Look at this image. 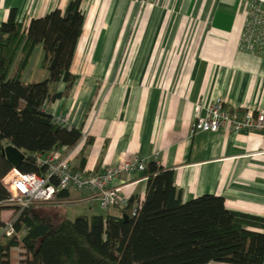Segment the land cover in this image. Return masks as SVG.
Instances as JSON below:
<instances>
[{
    "label": "crops",
    "instance_id": "0c3cea01",
    "mask_svg": "<svg viewBox=\"0 0 264 264\" xmlns=\"http://www.w3.org/2000/svg\"><path fill=\"white\" fill-rule=\"evenodd\" d=\"M69 1L0 0V24L15 9L16 20L27 27L31 19L64 10ZM80 8L84 25L70 69L74 83L67 92L56 85L63 96L46 108L67 116L82 140L53 155L69 157L74 170L93 173L127 161L155 162L174 172L183 202L211 194L222 197L229 210L264 218V133L191 131L194 107L200 104L204 116L216 99L238 116L248 109L264 112V51L240 48V0H157L142 9L136 0H82ZM133 28L137 36L126 39ZM46 77L45 71L40 80ZM87 138L92 142L84 148ZM112 185L122 187V199L144 200L143 172L123 175ZM48 205L74 208L56 216L40 210ZM37 209L55 222L102 215L89 193L75 190ZM12 258L17 264V256Z\"/></svg>",
    "mask_w": 264,
    "mask_h": 264
},
{
    "label": "trees",
    "instance_id": "16d2710c",
    "mask_svg": "<svg viewBox=\"0 0 264 264\" xmlns=\"http://www.w3.org/2000/svg\"><path fill=\"white\" fill-rule=\"evenodd\" d=\"M81 1L70 0L64 10L31 19L27 27L12 9L0 24V202L8 197L1 179L13 168L3 155L5 146L24 154L16 170L42 176L45 168L38 158L74 148L82 140L79 128L56 124L46 108L75 80L70 69L84 25ZM38 46L47 77L26 83L23 74ZM60 83L64 92L57 93L54 87ZM91 142L87 138L84 148ZM143 175L145 196L139 208L138 199L131 197L114 215L55 222L37 204L0 206V264H12L13 255L17 264L264 263V218L229 210L222 197L211 194L183 202L174 172L155 162L146 165ZM6 210H11L7 219L2 217ZM7 223L11 236L2 232Z\"/></svg>",
    "mask_w": 264,
    "mask_h": 264
},
{
    "label": "built area",
    "instance_id": "2783aa9c",
    "mask_svg": "<svg viewBox=\"0 0 264 264\" xmlns=\"http://www.w3.org/2000/svg\"><path fill=\"white\" fill-rule=\"evenodd\" d=\"M244 21L239 45L242 50L250 53L264 51V0H240ZM201 105L194 107V119L191 131L218 132L229 129L233 132L257 130L264 133V112L248 109L241 116L228 111L220 99L214 100L201 116ZM50 112V111H49ZM54 122L70 128L67 116H55ZM37 162L45 168L42 176L35 173H21L12 168L2 179L1 184L8 197L0 202V206L19 209L42 203H55L58 194L68 190L87 192L96 201L100 209L108 211L112 208H124L128 200L119 197L122 187L113 186V181L123 175L145 172L144 162H124L116 166H107L100 173L87 170H74L70 166L69 157L57 155L38 158ZM141 202L135 204L139 208ZM135 210H133V213ZM10 216V214H9ZM8 216V217H9ZM2 232L11 236L13 228L7 223Z\"/></svg>",
    "mask_w": 264,
    "mask_h": 264
},
{
    "label": "rangeland",
    "instance_id": "374dc122",
    "mask_svg": "<svg viewBox=\"0 0 264 264\" xmlns=\"http://www.w3.org/2000/svg\"><path fill=\"white\" fill-rule=\"evenodd\" d=\"M128 1V0H126ZM157 0H136V4H138L140 6V8L142 9L145 6H148L150 4H155ZM159 1V0H158ZM165 1V0H164ZM177 1V0H176ZM138 16L139 14H136V18L135 20H138ZM86 33L85 36L90 32V30L88 28L85 29ZM95 33L94 30H92V36ZM138 30L137 29H128L126 30V39H132L134 37L137 36ZM91 35V34H90ZM103 38V37H102ZM41 58H42V52L40 50V47L38 46V48L34 49L31 58L29 60L27 69L25 70L24 74H23V78L24 79H33L30 81H34V82H39L42 81L40 80V76H42V74L45 72L42 68H41ZM79 63V62H78ZM80 64H77V62L75 63L74 69H78V66ZM34 76L35 78H29ZM72 205H65V206H42L40 208V210H42L44 213H50L53 215H58L62 210H72ZM99 214H102L103 216L105 215V211L104 210H99L97 209ZM4 216L6 217V214H11V210L9 211H4ZM9 216V215H8ZM8 217H6L5 219H7Z\"/></svg>",
    "mask_w": 264,
    "mask_h": 264
},
{
    "label": "water",
    "instance_id": "95a60500",
    "mask_svg": "<svg viewBox=\"0 0 264 264\" xmlns=\"http://www.w3.org/2000/svg\"><path fill=\"white\" fill-rule=\"evenodd\" d=\"M3 155L13 168H16L24 159V154L12 145H7L4 147Z\"/></svg>",
    "mask_w": 264,
    "mask_h": 264
}]
</instances>
